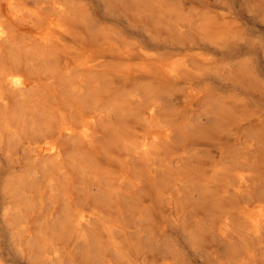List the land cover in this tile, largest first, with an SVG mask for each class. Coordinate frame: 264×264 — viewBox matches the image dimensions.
<instances>
[{"label": "bare ground", "instance_id": "bare-ground-1", "mask_svg": "<svg viewBox=\"0 0 264 264\" xmlns=\"http://www.w3.org/2000/svg\"><path fill=\"white\" fill-rule=\"evenodd\" d=\"M238 38L170 0H0V264H264V84L187 48Z\"/></svg>", "mask_w": 264, "mask_h": 264}, {"label": "rangeland", "instance_id": "rangeland-1", "mask_svg": "<svg viewBox=\"0 0 264 264\" xmlns=\"http://www.w3.org/2000/svg\"><path fill=\"white\" fill-rule=\"evenodd\" d=\"M177 8V14L189 17L193 20L200 17H208L216 21L218 27H229L233 29L239 37L240 45L235 49L220 50L214 52L207 46L199 50L191 46L192 54H199L206 57L217 65H225L239 69L246 64L254 71L258 82L264 84V16L256 10L250 8V4L264 5V0H170ZM249 5V7H248ZM251 10L253 12H251ZM255 11V12H254ZM257 13V14H256ZM194 48V49H192ZM208 48V49H206ZM178 56L179 54L176 53ZM229 65V66H228ZM218 83V84H217ZM210 82V88L220 96H228L232 93L221 83ZM221 85V86H220ZM239 94V93H238ZM251 96L255 100V106L264 109V97L253 92ZM211 147L198 145L196 151L199 154H206ZM6 240L0 243L2 248H6ZM66 245L73 246L72 242L66 240ZM71 249H73L71 247ZM133 251L135 249H132ZM209 249L208 252H211ZM189 262V255H187ZM201 259L194 260V264H204ZM13 262V261H12ZM187 262V263H188ZM14 264H22L15 260ZM207 264V263H205Z\"/></svg>", "mask_w": 264, "mask_h": 264}]
</instances>
